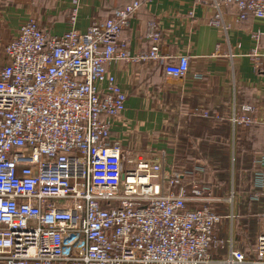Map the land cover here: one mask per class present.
Returning <instances> with one entry per match:
<instances>
[{"label": "built area", "instance_id": "obj_1", "mask_svg": "<svg viewBox=\"0 0 264 264\" xmlns=\"http://www.w3.org/2000/svg\"><path fill=\"white\" fill-rule=\"evenodd\" d=\"M150 1L133 0L81 32L80 0H72L64 33L50 36L30 17L0 41V264H264V229L252 256L235 242L234 187L218 196L203 182L204 167L165 169L163 152L136 159L112 137L128 96L110 65L155 61L176 79L189 73L186 55L167 64L155 23L146 52L133 54L122 39ZM215 5L235 6L239 21L264 20V0ZM211 24L223 25L220 13ZM256 112L241 105L227 120L250 126ZM258 164L251 200L262 204L264 228V156Z\"/></svg>", "mask_w": 264, "mask_h": 264}, {"label": "crops", "instance_id": "obj_2", "mask_svg": "<svg viewBox=\"0 0 264 264\" xmlns=\"http://www.w3.org/2000/svg\"><path fill=\"white\" fill-rule=\"evenodd\" d=\"M132 1L80 0L77 29L85 32L95 19L105 20ZM71 12L72 0H0V41L6 43L16 36L20 24L30 17L50 36L60 35L69 29ZM217 13L223 22L220 27L211 24ZM151 23L162 34L160 50L167 64L186 55L189 73L176 79L155 61L110 65L109 72L128 96L125 112L114 120L112 137L126 148L152 155L163 152L165 169H169L176 164L177 143L186 122L214 111L230 127L231 189L236 143L248 139L252 144L253 151L248 152L252 171L264 156V20L249 16L239 21L235 7L221 5L218 11L215 0H151L122 33L133 54L150 50ZM257 33L259 39L253 37ZM241 105L256 108L257 123L234 128L227 119ZM239 198L236 193V204ZM225 229L221 224L217 235L227 237ZM262 229L260 225L259 234Z\"/></svg>", "mask_w": 264, "mask_h": 264}, {"label": "trees", "instance_id": "obj_3", "mask_svg": "<svg viewBox=\"0 0 264 264\" xmlns=\"http://www.w3.org/2000/svg\"><path fill=\"white\" fill-rule=\"evenodd\" d=\"M211 113L215 112L211 111ZM196 118L198 119L188 120L180 133L175 168L185 170L195 166L204 167L205 172L201 175L203 182L213 188L216 195H224L230 191L232 182L230 127L223 120L206 119L200 116ZM246 140L243 139L236 143L234 156V188L240 197L235 209L234 230L236 244H244L240 241L244 236H248L252 241L250 248L246 246L244 247L246 250L243 249L247 256H252L257 246L263 208L260 202L251 200L254 194L253 175L258 168L252 171L253 159L248 152H252L253 147L248 139ZM217 207L219 213L229 214L223 204ZM228 224V219L223 218L224 229Z\"/></svg>", "mask_w": 264, "mask_h": 264}, {"label": "rangeland", "instance_id": "obj_4", "mask_svg": "<svg viewBox=\"0 0 264 264\" xmlns=\"http://www.w3.org/2000/svg\"><path fill=\"white\" fill-rule=\"evenodd\" d=\"M126 148V147H125ZM127 149V152H129L130 154H131V156L130 157H133V158H136V159H138V157H142V158H150L151 156H152V154H151V152H147V151H144V150H136V149H134V148H126ZM234 177V176H233ZM231 179H232V176H231ZM232 182H233V180H232ZM232 182H231V184H232ZM229 192H226L224 195H218V196H222V197H224L225 195H227ZM227 208V207H226ZM227 210L229 211V208H227ZM221 214V213H220ZM222 215H223V213H222ZM223 216H226V215H223ZM259 224H260V222H259ZM260 226V225H259ZM223 228H224V225H223ZM225 230H227V228L225 229ZM258 234H259V229H258ZM219 237L220 238H222V239H224V238H227V237H221V235H219ZM242 243H244V244H241V243H239V244H237L240 248H242V249H245L246 250V248H244V247H246L247 246V248H250L251 247V245H252V241L248 238V236L247 237H242L241 238V240H240ZM253 251V249L251 250V252Z\"/></svg>", "mask_w": 264, "mask_h": 264}]
</instances>
